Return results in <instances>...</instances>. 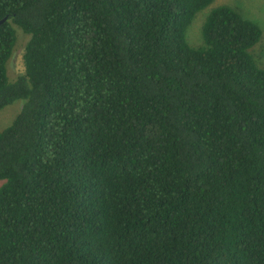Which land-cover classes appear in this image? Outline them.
<instances>
[{
	"label": "trees",
	"instance_id": "1",
	"mask_svg": "<svg viewBox=\"0 0 264 264\" xmlns=\"http://www.w3.org/2000/svg\"><path fill=\"white\" fill-rule=\"evenodd\" d=\"M213 1L0 0V264H264L262 32L190 46Z\"/></svg>",
	"mask_w": 264,
	"mask_h": 264
},
{
	"label": "rangeland",
	"instance_id": "2",
	"mask_svg": "<svg viewBox=\"0 0 264 264\" xmlns=\"http://www.w3.org/2000/svg\"><path fill=\"white\" fill-rule=\"evenodd\" d=\"M220 5H226L236 10L245 19L256 23L261 32L262 37L260 42L253 47L251 53L254 56L260 67H264V0H214L204 10L196 14L191 25L186 32V40L192 47H199L202 45L201 27L209 14L210 10ZM16 32V43L13 49L11 58L7 63V75L10 81L15 80L19 75L24 73L23 53L29 35L25 34L17 26H13ZM22 101H15L11 106L0 110V128H3L11 123L14 117L21 109ZM2 182H0L1 186Z\"/></svg>",
	"mask_w": 264,
	"mask_h": 264
},
{
	"label": "water",
	"instance_id": "3",
	"mask_svg": "<svg viewBox=\"0 0 264 264\" xmlns=\"http://www.w3.org/2000/svg\"><path fill=\"white\" fill-rule=\"evenodd\" d=\"M6 20H7V18L0 20V25L3 24L4 22H6Z\"/></svg>",
	"mask_w": 264,
	"mask_h": 264
}]
</instances>
